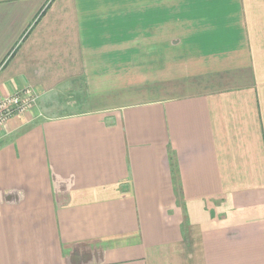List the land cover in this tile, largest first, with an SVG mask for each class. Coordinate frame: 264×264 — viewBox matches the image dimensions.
I'll use <instances>...</instances> for the list:
<instances>
[{
	"label": "crops",
	"instance_id": "obj_1",
	"mask_svg": "<svg viewBox=\"0 0 264 264\" xmlns=\"http://www.w3.org/2000/svg\"><path fill=\"white\" fill-rule=\"evenodd\" d=\"M104 81L133 92L88 106ZM25 88L0 264H264V0H0V99Z\"/></svg>",
	"mask_w": 264,
	"mask_h": 264
},
{
	"label": "rangeland",
	"instance_id": "obj_2",
	"mask_svg": "<svg viewBox=\"0 0 264 264\" xmlns=\"http://www.w3.org/2000/svg\"><path fill=\"white\" fill-rule=\"evenodd\" d=\"M175 64L176 63H169V68H168L169 71H172L174 73ZM128 72L137 81H141V82L143 81V79H144V78H142L143 70H141L139 68H136V69L131 68L126 73H128ZM137 75H140V77L138 78ZM183 77H185V76H183ZM183 77L181 79H179L180 84H181L182 80L184 79ZM141 82H138V84ZM174 82L175 81H173L172 83L174 84ZM185 85H187V84H183L181 86H178V88L185 86ZM137 87L143 88L144 86L141 84ZM182 88H185V87H182ZM132 90H133L132 88H128L126 86H121L119 89H113L111 87L110 81H107V82L104 81V83L102 84V86L99 90H96V88L94 86H91L90 91L88 92V94L86 96V101H87L88 106H92V107H102L103 105H108L109 103H114V104L117 103L118 104V103L123 102L129 96L128 93L133 92Z\"/></svg>",
	"mask_w": 264,
	"mask_h": 264
},
{
	"label": "built area",
	"instance_id": "obj_3",
	"mask_svg": "<svg viewBox=\"0 0 264 264\" xmlns=\"http://www.w3.org/2000/svg\"><path fill=\"white\" fill-rule=\"evenodd\" d=\"M34 100L35 96L29 88H25L20 92L1 98L0 127H2L12 115L27 112V110L31 108Z\"/></svg>",
	"mask_w": 264,
	"mask_h": 264
}]
</instances>
